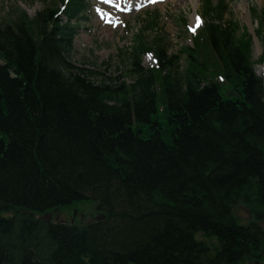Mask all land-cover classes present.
I'll use <instances>...</instances> for the list:
<instances>
[{"label": "trees", "instance_id": "16d2710c", "mask_svg": "<svg viewBox=\"0 0 264 264\" xmlns=\"http://www.w3.org/2000/svg\"><path fill=\"white\" fill-rule=\"evenodd\" d=\"M83 9L70 0L68 22ZM226 11L225 0L205 1L213 23L177 56L157 41L156 70L140 68L149 48L138 36L137 83L120 90L69 63L75 28L57 9L0 28V213L16 214L0 218V264H264L263 87L250 36L233 41V25L220 24ZM219 73L226 86L209 80ZM155 85L167 148L149 115ZM128 111L154 133L133 135ZM83 202L105 221L40 217Z\"/></svg>", "mask_w": 264, "mask_h": 264}, {"label": "rangeland", "instance_id": "374dc122", "mask_svg": "<svg viewBox=\"0 0 264 264\" xmlns=\"http://www.w3.org/2000/svg\"><path fill=\"white\" fill-rule=\"evenodd\" d=\"M87 1L90 6L105 9L104 15L113 12V15L118 17L114 21L122 20L116 27L109 26L106 20L101 19L103 12L91 9L87 14V22L80 21L79 32L68 57L76 67L93 71L94 76L90 80L97 84L103 80L116 81L125 70H130L131 64L127 55L138 33L143 34L144 39L141 37L143 42L145 40L148 44H152L155 40H159L169 54L177 55L180 48L193 44L194 36L202 28L200 26L196 29L194 25L200 22L196 14L204 18L199 0H160L154 6L145 5L147 0H128L123 4L122 12H117L115 6L108 8L107 5L98 3L96 0ZM54 2L56 0H0V22L6 18L4 13L10 12L14 6H18L32 18L36 12L51 6ZM263 6L264 0H229L228 14L224 17L221 26L228 28L231 24L233 25V41L241 39V35L245 33L251 36L249 61L251 64L254 63L255 73L263 75L264 82V62H259L264 55V36L263 33L255 34L259 27L264 30V22L261 20ZM5 8L7 11L2 12ZM152 12H156L157 20L155 24L149 25L154 19L152 16L154 14L149 15ZM182 20L185 21L184 24L181 23ZM204 21L205 25L209 22L207 18ZM227 22L231 24L228 25ZM178 63L182 70L185 67L183 57ZM142 65L144 69L155 66L150 57H144ZM124 79L127 82L130 81V77L125 76ZM159 121L164 123L161 119ZM163 129L164 140L170 142L171 138L167 129L165 127ZM77 209L81 215H90L94 207L92 203H86L77 206ZM239 213L246 216L242 209ZM60 218L68 221L70 213L62 212ZM88 220L87 217L79 223H86Z\"/></svg>", "mask_w": 264, "mask_h": 264}, {"label": "bare ground", "instance_id": "6f19581e", "mask_svg": "<svg viewBox=\"0 0 264 264\" xmlns=\"http://www.w3.org/2000/svg\"><path fill=\"white\" fill-rule=\"evenodd\" d=\"M59 10L62 12L63 10L61 8H59ZM192 20H193V16H192ZM106 28V27H104ZM249 53H251V51L249 50ZM67 56V55H66ZM156 62V61H154ZM260 63H263L264 62V55L262 56V58H260L259 60ZM254 63L251 64V70L254 74V76L258 79L261 80L262 82V87H263V95H262V102L264 103V82H263V75L261 74H257L255 73V70H254ZM160 68V64L158 65V69ZM85 70V68H82ZM83 77L86 79V81H88L90 84L94 85V86H107V87H112V88H115L116 90H120V89H123V86H121V84H125V85H128L129 87H133L135 86V84L137 83V78L135 75H133L132 73H126L124 75H121L119 77H117L116 81H110V82H106L105 80L101 81L100 83H93L90 78L94 76V73H88V75L86 74V72H84L83 74ZM130 77V81L127 82L124 77ZM214 85L218 86V87H222V86H226V83H227V80L226 78L223 76L222 73H219V74H216L214 76H212L210 79H209ZM122 87V88H121ZM161 88H159V85H155L154 87V94H155V98L154 101H155V107H154V111L152 110L151 113H149L150 117H152V121H155L157 119V121L160 123V125L162 126V132H163V128H164V125H165V121H166V117H165V107L161 101ZM134 95H127L125 97L126 100H130V99H133ZM107 105L109 106H112L113 103L112 102H108ZM128 114L130 116V123H129V126H130V130L132 132L133 135H136L137 133V130L138 129H141L142 131H144L146 134L148 135H152L154 132L150 129L147 128V125H144L143 122H140V121H144L143 119L137 117L136 118V115L134 114L133 111H128ZM163 120L164 123H161L159 120ZM150 120V121H151ZM175 134V133H173ZM170 136V134H169ZM139 138L142 140V142H146V141H149L148 138H146V136H141L139 135ZM170 138H172L170 136ZM160 143H162L166 148L167 146H171V139H170V142H166L164 140V137L162 135V137L159 139ZM90 203V202H88ZM82 204H86V202L84 203H77V204H74V205H71L70 207H67L65 209H61V208H56L52 211H46L45 214H43L42 216V220L46 223V225H48V223H52V224H55V223H58L56 221V217L57 216H60L62 214V212H69L70 213V219L68 221V224L71 225V226H78V227H86V226H89L91 224H97V223H101V222H104L105 219H106V213L102 210H99L101 209L100 206H99V209H98V203H92L93 204V207H94V210L92 212V214L90 215H81L78 213V209H77V206H80ZM98 210V211H96ZM16 214H14V211H9L8 213H5L1 216V213H0V218H4L5 220L10 217V216H13L15 217ZM89 218V220L86 222V223H79L80 220H83L85 218ZM197 239L201 240V236L200 235H197L196 236ZM2 239V236H0V240Z\"/></svg>", "mask_w": 264, "mask_h": 264}, {"label": "snow or ice", "instance_id": "6c2138e0", "mask_svg": "<svg viewBox=\"0 0 264 264\" xmlns=\"http://www.w3.org/2000/svg\"><path fill=\"white\" fill-rule=\"evenodd\" d=\"M104 2L111 3V0H104ZM116 7H119V5H115ZM198 19V18H197Z\"/></svg>", "mask_w": 264, "mask_h": 264}]
</instances>
